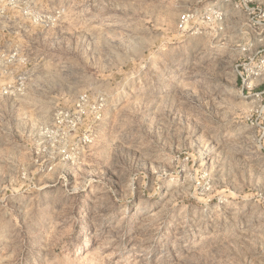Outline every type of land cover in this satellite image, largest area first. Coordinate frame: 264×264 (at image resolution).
I'll return each mask as SVG.
<instances>
[{
    "label": "rangeland",
    "instance_id": "1",
    "mask_svg": "<svg viewBox=\"0 0 264 264\" xmlns=\"http://www.w3.org/2000/svg\"><path fill=\"white\" fill-rule=\"evenodd\" d=\"M0 264H264V0H0Z\"/></svg>",
    "mask_w": 264,
    "mask_h": 264
},
{
    "label": "built area",
    "instance_id": "2",
    "mask_svg": "<svg viewBox=\"0 0 264 264\" xmlns=\"http://www.w3.org/2000/svg\"><path fill=\"white\" fill-rule=\"evenodd\" d=\"M187 19H188V14L187 13H184L180 16L179 18V27L182 28L183 27V24L185 22H187Z\"/></svg>",
    "mask_w": 264,
    "mask_h": 264
},
{
    "label": "bare ground",
    "instance_id": "3",
    "mask_svg": "<svg viewBox=\"0 0 264 264\" xmlns=\"http://www.w3.org/2000/svg\"><path fill=\"white\" fill-rule=\"evenodd\" d=\"M117 26H118V25H116V24H115V25H112V27H117Z\"/></svg>",
    "mask_w": 264,
    "mask_h": 264
}]
</instances>
